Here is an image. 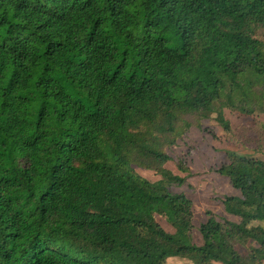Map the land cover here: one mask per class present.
<instances>
[{
    "label": "trees",
    "instance_id": "obj_1",
    "mask_svg": "<svg viewBox=\"0 0 264 264\" xmlns=\"http://www.w3.org/2000/svg\"><path fill=\"white\" fill-rule=\"evenodd\" d=\"M225 110L264 114V0H0V264H264V159L227 151L201 245L166 166Z\"/></svg>",
    "mask_w": 264,
    "mask_h": 264
},
{
    "label": "rangeland",
    "instance_id": "obj_2",
    "mask_svg": "<svg viewBox=\"0 0 264 264\" xmlns=\"http://www.w3.org/2000/svg\"><path fill=\"white\" fill-rule=\"evenodd\" d=\"M227 118L234 129V134L228 136L214 119L202 122V128H191L177 144L167 149L172 157V161L167 163V168L174 173L184 175L176 165V160L181 159L191 172L187 179V184L181 188H174L175 192H182L194 203V229L193 239L196 244L201 243L199 227L206 222L205 216L208 211L215 212L218 218H224L220 214L221 200L227 196V186L220 179L216 170L223 164L229 162L227 151H234L255 158L264 159V133L257 127V121H264V114L254 116H244L225 110ZM136 172L144 178L154 182L159 179L153 171L145 170L138 166H133ZM222 177V176H221ZM223 178V177H222ZM229 184V183H228ZM230 186V185H228ZM235 192L239 190L230 186ZM162 226L169 232L172 227L163 219H159ZM241 253H246L247 248L239 246ZM166 264H193L191 261L181 258H169ZM219 264V263H214Z\"/></svg>",
    "mask_w": 264,
    "mask_h": 264
},
{
    "label": "crops",
    "instance_id": "obj_3",
    "mask_svg": "<svg viewBox=\"0 0 264 264\" xmlns=\"http://www.w3.org/2000/svg\"><path fill=\"white\" fill-rule=\"evenodd\" d=\"M228 163V162H227ZM220 177V179H222L223 180V183L225 182L226 183V186H227V195H232V196H240V192L239 193H237V192H235V190H233L232 188H230V186H232L231 184H230V182H229V179L228 178H225V177H221V176H219ZM229 183V184H228ZM228 185H230V186H228ZM189 196V195H188ZM221 211H223L224 212V214H220V215H222L224 218H226V219H229V220H232V221H235V222H238L239 221V218L238 217H236V216H233V215H230V214H227L226 212H225V210H224V207H223V204H221ZM193 211H194V203H193ZM215 213V212H214ZM206 218H205V220L204 221H207V219L209 218V216H205ZM202 244V240H201V243L200 244H198V245H201Z\"/></svg>",
    "mask_w": 264,
    "mask_h": 264
}]
</instances>
